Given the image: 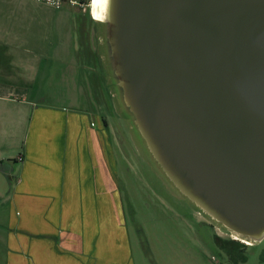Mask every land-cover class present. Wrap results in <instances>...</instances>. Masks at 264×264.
Returning <instances> with one entry per match:
<instances>
[{"label":"water","instance_id":"95a60500","mask_svg":"<svg viewBox=\"0 0 264 264\" xmlns=\"http://www.w3.org/2000/svg\"><path fill=\"white\" fill-rule=\"evenodd\" d=\"M108 14L120 94L154 159L213 220L263 240L264 0H113Z\"/></svg>","mask_w":264,"mask_h":264},{"label":"crops","instance_id":"0c3cea01","mask_svg":"<svg viewBox=\"0 0 264 264\" xmlns=\"http://www.w3.org/2000/svg\"><path fill=\"white\" fill-rule=\"evenodd\" d=\"M68 2L0 0V264H137L111 121L53 86L81 67Z\"/></svg>","mask_w":264,"mask_h":264},{"label":"rangeland","instance_id":"374dc122","mask_svg":"<svg viewBox=\"0 0 264 264\" xmlns=\"http://www.w3.org/2000/svg\"><path fill=\"white\" fill-rule=\"evenodd\" d=\"M64 9L68 12L69 26L64 43L70 46V60H76L75 64L78 62L81 67L74 73L75 68L71 65L68 80L63 82L59 76L53 84L59 94L67 96L57 101L81 105L82 98L75 96H81L79 92L85 89L91 111H97L94 103L98 102L111 121L120 151L129 162L127 165L118 151L121 190L136 263L236 264L218 246L215 233L231 239L233 237L227 233L236 235L201 211L176 188L152 156L135 125L117 84L106 23L94 20L91 17L93 8L89 6L84 11L80 5L68 2ZM58 37L56 32L55 41ZM74 46H81L82 51H76ZM8 187L6 183L5 188ZM250 241L252 245L243 248L247 261L238 264H263L264 238L257 243Z\"/></svg>","mask_w":264,"mask_h":264},{"label":"trees","instance_id":"16d2710c","mask_svg":"<svg viewBox=\"0 0 264 264\" xmlns=\"http://www.w3.org/2000/svg\"><path fill=\"white\" fill-rule=\"evenodd\" d=\"M216 241L218 245L229 255L230 260L232 262L238 264L239 261H247L248 256L245 252L242 251L240 242L236 240L226 241L220 238L219 236H216ZM261 258L264 262V250H262Z\"/></svg>","mask_w":264,"mask_h":264},{"label":"clouds","instance_id":"9594fccd","mask_svg":"<svg viewBox=\"0 0 264 264\" xmlns=\"http://www.w3.org/2000/svg\"><path fill=\"white\" fill-rule=\"evenodd\" d=\"M104 3V7H105V15L101 16V15H95L93 16V19L99 22H107L109 17L108 14V9H109V5H111L112 10H113V0H103ZM96 7V0H89V8H93Z\"/></svg>","mask_w":264,"mask_h":264},{"label":"built area","instance_id":"2783aa9c","mask_svg":"<svg viewBox=\"0 0 264 264\" xmlns=\"http://www.w3.org/2000/svg\"><path fill=\"white\" fill-rule=\"evenodd\" d=\"M33 1L40 2V3H45V4H48V5L54 6L56 8H60V7L63 6L64 2L67 1V0H33ZM69 1L72 4L80 5V7H82V8H84L85 5H87V3L84 2V1H77V0H69ZM20 159H22V157H20ZM236 237L239 238L238 236H236ZM240 239H242V238H240Z\"/></svg>","mask_w":264,"mask_h":264},{"label":"flooded vegetation","instance_id":"af4514ba","mask_svg":"<svg viewBox=\"0 0 264 264\" xmlns=\"http://www.w3.org/2000/svg\"><path fill=\"white\" fill-rule=\"evenodd\" d=\"M202 211V210H201ZM201 211H199V210H197V212L199 213V214H202V212ZM218 233L219 232H216L215 233V240H216V236H219L218 235ZM230 237H233V239H231V238H223V236H219L220 238H222L223 240H226V241H230V240H236V241H238V242H240L241 243V249H242V251L244 252V250H243V248H245L247 245H252V244H249V243H247V244H245L246 242L244 241V240H242V239H240V238H237L236 236H233V235H231V234H229V233H227ZM217 242V241H216ZM218 244V243H217ZM219 246V245H218ZM220 247V246H219ZM221 248V247H220ZM222 249V248H221ZM223 250V249H222ZM228 255V254H227ZM228 257H229V255H228ZM229 259H230V257H229Z\"/></svg>","mask_w":264,"mask_h":264},{"label":"bare ground","instance_id":"6f19581e","mask_svg":"<svg viewBox=\"0 0 264 264\" xmlns=\"http://www.w3.org/2000/svg\"><path fill=\"white\" fill-rule=\"evenodd\" d=\"M105 13V7L103 0H96V7H93V14L94 15H101L103 16ZM245 242L251 244V242L244 240Z\"/></svg>","mask_w":264,"mask_h":264}]
</instances>
